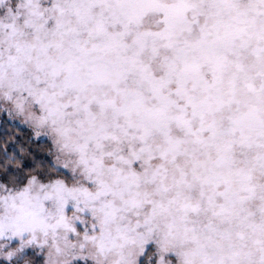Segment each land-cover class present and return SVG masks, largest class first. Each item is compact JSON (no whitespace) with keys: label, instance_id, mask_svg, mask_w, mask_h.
<instances>
[{"label":"snow or ice","instance_id":"snow-or-ice-1","mask_svg":"<svg viewBox=\"0 0 264 264\" xmlns=\"http://www.w3.org/2000/svg\"><path fill=\"white\" fill-rule=\"evenodd\" d=\"M0 264H264V0H0Z\"/></svg>","mask_w":264,"mask_h":264},{"label":"rangeland","instance_id":"rangeland-1","mask_svg":"<svg viewBox=\"0 0 264 264\" xmlns=\"http://www.w3.org/2000/svg\"><path fill=\"white\" fill-rule=\"evenodd\" d=\"M1 119V118H0Z\"/></svg>","mask_w":264,"mask_h":264},{"label":"trees","instance_id":"trees-1","mask_svg":"<svg viewBox=\"0 0 264 264\" xmlns=\"http://www.w3.org/2000/svg\"><path fill=\"white\" fill-rule=\"evenodd\" d=\"M2 119V118H1Z\"/></svg>","mask_w":264,"mask_h":264}]
</instances>
